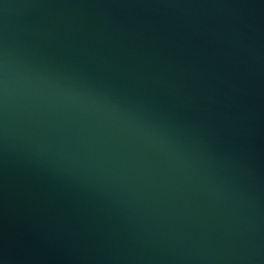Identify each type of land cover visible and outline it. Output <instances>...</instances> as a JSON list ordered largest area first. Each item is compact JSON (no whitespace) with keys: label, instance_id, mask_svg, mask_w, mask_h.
Masks as SVG:
<instances>
[{"label":"water","instance_id":"water-1","mask_svg":"<svg viewBox=\"0 0 264 264\" xmlns=\"http://www.w3.org/2000/svg\"><path fill=\"white\" fill-rule=\"evenodd\" d=\"M0 264H264V0H0Z\"/></svg>","mask_w":264,"mask_h":264}]
</instances>
